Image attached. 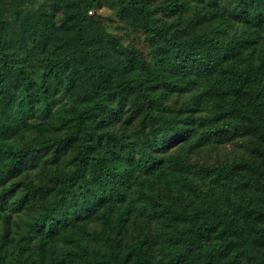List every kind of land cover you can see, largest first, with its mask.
<instances>
[{
  "label": "trees",
  "instance_id": "1",
  "mask_svg": "<svg viewBox=\"0 0 264 264\" xmlns=\"http://www.w3.org/2000/svg\"><path fill=\"white\" fill-rule=\"evenodd\" d=\"M0 264H264V0H0Z\"/></svg>",
  "mask_w": 264,
  "mask_h": 264
},
{
  "label": "rangeland",
  "instance_id": "2",
  "mask_svg": "<svg viewBox=\"0 0 264 264\" xmlns=\"http://www.w3.org/2000/svg\"><path fill=\"white\" fill-rule=\"evenodd\" d=\"M110 10H111V8H110L109 5H104L102 8H100V11H101L102 13H105L106 11L108 12V11H110Z\"/></svg>",
  "mask_w": 264,
  "mask_h": 264
}]
</instances>
